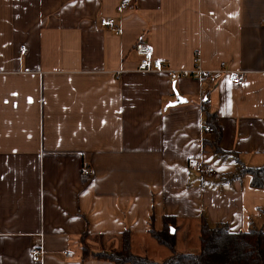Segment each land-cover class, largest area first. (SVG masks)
<instances>
[{"label": "crops", "instance_id": "1", "mask_svg": "<svg viewBox=\"0 0 264 264\" xmlns=\"http://www.w3.org/2000/svg\"><path fill=\"white\" fill-rule=\"evenodd\" d=\"M139 41L189 75L138 72ZM207 92L226 157L202 148ZM235 156L264 165V0H0V264H111L81 261L86 229L93 251L130 229L132 251L159 262L168 250L139 246L150 215L157 230L173 216L199 231L203 213L245 232L262 223L264 187L235 178ZM199 158L213 176L194 172Z\"/></svg>", "mask_w": 264, "mask_h": 264}, {"label": "trees", "instance_id": "2", "mask_svg": "<svg viewBox=\"0 0 264 264\" xmlns=\"http://www.w3.org/2000/svg\"><path fill=\"white\" fill-rule=\"evenodd\" d=\"M200 110L205 119V125L212 129V138L203 140L202 148L212 155L226 157L231 154L222 152L219 143L222 138L221 127L216 112H211L208 104V92L203 95L200 102ZM238 172L237 179L243 175L251 176L250 186L253 189L264 187V165L258 167L246 166L235 156ZM264 217V208H260ZM199 225V251L197 253H181L176 250L175 218L163 216L162 228L157 230L153 216L147 223V234L159 245L170 252L169 256L162 261L151 260L147 255L140 256L132 251L131 230L124 229L118 237L120 247L118 249H106L99 246V250L93 251L88 243V229L78 239V253L81 261L93 259L96 261H107L111 264H264V230L253 222L249 229L243 231H232L225 223L212 225L202 213ZM173 229V234L170 230ZM103 242V241H102ZM101 243V241H100Z\"/></svg>", "mask_w": 264, "mask_h": 264}, {"label": "built area", "instance_id": "3", "mask_svg": "<svg viewBox=\"0 0 264 264\" xmlns=\"http://www.w3.org/2000/svg\"><path fill=\"white\" fill-rule=\"evenodd\" d=\"M126 5V2H123V4L120 5V9H123V7ZM100 25L102 28L105 29H111L116 34H120V28L116 26L115 20L113 18H103L100 20ZM134 50L136 55L139 58V66L137 71L139 72H146V73H165L167 74L172 82H175L176 79L180 77H187L188 73H181L178 74L176 72H173L172 70H169L161 61L154 58V49L151 47L150 44L146 43L145 41H139L134 45ZM224 73L228 76L229 80L232 84L236 86H241L244 83L245 76L242 73L239 72H231L229 70H218V71H212V72H204L201 69L197 68L195 71L191 73V76L198 80H202L203 78L208 79L211 77L212 74L216 76H220L219 74ZM203 131L209 134H212V129L210 126L205 125L203 126ZM193 170L197 175H203V176H213L215 174V167L212 166V164L204 161L202 158H199L194 162ZM85 173L88 172V169L84 171ZM65 256L71 257L73 253L70 252H64ZM30 254L32 255V259L35 262H40L42 259L43 253L41 252V249H32L30 251Z\"/></svg>", "mask_w": 264, "mask_h": 264}, {"label": "rangeland", "instance_id": "4", "mask_svg": "<svg viewBox=\"0 0 264 264\" xmlns=\"http://www.w3.org/2000/svg\"><path fill=\"white\" fill-rule=\"evenodd\" d=\"M260 218L262 219V223L259 222L257 226L262 227L264 230V217L260 215ZM178 226L179 229H177L175 234L176 250L181 251V253L191 252V250H193L192 248H195L196 243H198V229H196V231L194 230L195 227L193 221L190 220L179 221L177 227ZM145 241V244L143 242L139 244L141 248L144 247V245L146 250L158 247L162 248V246H159V244H157L151 237H148V239ZM135 250L138 251L137 248ZM75 251L78 252V247H75Z\"/></svg>", "mask_w": 264, "mask_h": 264}, {"label": "water", "instance_id": "5", "mask_svg": "<svg viewBox=\"0 0 264 264\" xmlns=\"http://www.w3.org/2000/svg\"><path fill=\"white\" fill-rule=\"evenodd\" d=\"M184 101H185V99H182L180 96L177 95L176 100L174 102L170 103L169 105L176 106L178 104L184 103ZM173 232H174L173 229H171L170 233L173 234Z\"/></svg>", "mask_w": 264, "mask_h": 264}]
</instances>
